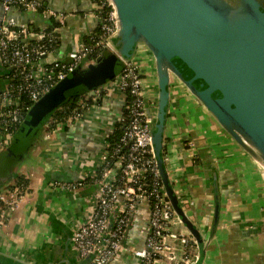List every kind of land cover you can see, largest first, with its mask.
Segmentation results:
<instances>
[{
	"label": "crops",
	"instance_id": "crops-1",
	"mask_svg": "<svg viewBox=\"0 0 264 264\" xmlns=\"http://www.w3.org/2000/svg\"><path fill=\"white\" fill-rule=\"evenodd\" d=\"M40 1L67 18L61 29V54L72 49L75 38L86 37L99 24L92 0ZM3 14L0 3V17ZM18 19L47 25L36 13ZM134 58L150 94L156 95L152 55L140 49ZM169 92L164 131L166 167L181 206L207 239L199 264H264V167L175 77L171 78ZM123 109L121 95L108 94L90 105L80 120L64 126L49 139L44 137V127L21 161L13 163L0 156V189L11 184L15 174L27 178L30 188L6 226L0 227V264H79L70 245L71 236L75 225L87 216L94 187L86 185L69 191L60 190L58 185L79 179V157H95L103 151L112 123ZM216 187L221 209L219 223L210 237ZM149 215L150 206L142 203L125 249L111 264H137L132 250L144 246ZM174 244L178 256V241ZM155 264H171V260L163 256Z\"/></svg>",
	"mask_w": 264,
	"mask_h": 264
},
{
	"label": "built area",
	"instance_id": "built-area-1",
	"mask_svg": "<svg viewBox=\"0 0 264 264\" xmlns=\"http://www.w3.org/2000/svg\"><path fill=\"white\" fill-rule=\"evenodd\" d=\"M4 14L0 17V67L6 71L0 87V152L12 143L13 130L22 121L24 112L77 67L95 62L89 59L94 47L116 49L111 41L119 29L116 10L109 0L107 17L95 13L99 24L86 37L75 38L67 54L59 53L61 29L65 15L46 7L40 0H0ZM36 13L47 22L20 20L19 16ZM54 23L57 26L49 28ZM124 62L122 71L99 88L86 92L66 121L51 128L45 125L49 139L66 125L80 120L87 108L111 93H119L124 109L112 123L105 147L95 157H79V179L62 182L60 190L78 191L93 185L86 218L75 225L71 245L81 264H111L125 249L128 232L142 203L150 206L149 232L144 246L132 250L137 264H155L169 256L171 264H193L197 258L196 240L174 211L159 173L153 140V125L158 109L157 94L149 86L135 61ZM88 101H93L89 104ZM122 123L120 137L115 136L117 123ZM28 184H9L0 189V227L27 196ZM178 241L180 254L175 255ZM173 252L174 255H171Z\"/></svg>",
	"mask_w": 264,
	"mask_h": 264
},
{
	"label": "water",
	"instance_id": "water-1",
	"mask_svg": "<svg viewBox=\"0 0 264 264\" xmlns=\"http://www.w3.org/2000/svg\"><path fill=\"white\" fill-rule=\"evenodd\" d=\"M109 1L119 19V29L111 39L116 53L77 67L52 87L32 107L23 132L30 134L38 128L68 98L114 79L118 58L132 60L140 49L149 52L158 88L153 140L159 173L174 211L196 240L193 264H199L207 239L181 206L162 157L169 86L171 78H177L264 167V0ZM1 71L6 72L0 67ZM1 155L12 162L11 156L3 151ZM220 209L216 187L210 237L219 223Z\"/></svg>",
	"mask_w": 264,
	"mask_h": 264
},
{
	"label": "trees",
	"instance_id": "trees-1",
	"mask_svg": "<svg viewBox=\"0 0 264 264\" xmlns=\"http://www.w3.org/2000/svg\"><path fill=\"white\" fill-rule=\"evenodd\" d=\"M92 2L95 5L94 10L97 13H99V15H102L103 17H107V14H108V11L110 10V7L106 6V0H92ZM54 26H57V24L54 23L53 25L49 26V28H53ZM86 38L89 40L88 36ZM57 43L59 44L60 41ZM110 53H111V51L109 49L104 48V47H96V48L94 47V50L92 51L91 55L89 56V59L96 60L99 56H106V55H109ZM118 63H119V66H118L117 73L122 71V69L124 67V62L120 58H118ZM3 76L4 75L1 71L0 72V87H1L2 83L4 82ZM85 94H86V92L81 93V94H77V95H74V96L68 98L67 100H65V102L60 107H58L48 117L45 118V120L40 124V126L38 128H36L32 131V134L28 137L27 140L22 141L21 137L25 133V132H23L24 122L29 118V113H30L32 107L34 106V105H32V107H30V109H28L24 112L22 121L13 130V139H12L11 145L9 147H7L3 152L8 157L9 156L12 157L11 161L13 163L21 161L23 158L26 157V155H28L29 151L34 146L35 142L37 141L38 137L40 136V133H41L42 129L45 127V125L47 123H49V126L51 128H53L56 125V123L66 121L74 109L78 108L80 110V107L78 105V101H80V99L82 97H84ZM99 101H101V100H99ZM99 101H97V102H99ZM88 103L92 104L93 101H88ZM124 116H127L126 108H124ZM121 125H122V123H119V122L116 124V126H115L116 129H115V134H114L115 136L111 137L110 142H113V141H115V139L120 137V134L122 131ZM162 157H163V159L165 161V165H166L165 148L162 152ZM12 180H13V182L11 183L12 185L13 184H22V183L28 184V179L22 175L15 174Z\"/></svg>",
	"mask_w": 264,
	"mask_h": 264
},
{
	"label": "rangeland",
	"instance_id": "rangeland-1",
	"mask_svg": "<svg viewBox=\"0 0 264 264\" xmlns=\"http://www.w3.org/2000/svg\"><path fill=\"white\" fill-rule=\"evenodd\" d=\"M25 133H24V135H22V137H21V140L23 141H25V140H27L28 139V137L32 134V131H31V133L30 134H28V132H26V131H24Z\"/></svg>",
	"mask_w": 264,
	"mask_h": 264
}]
</instances>
